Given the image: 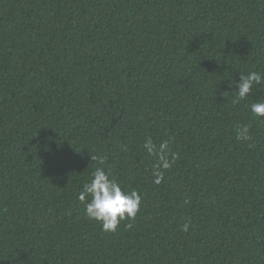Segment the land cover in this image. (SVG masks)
Masks as SVG:
<instances>
[{
    "label": "trees",
    "instance_id": "obj_1",
    "mask_svg": "<svg viewBox=\"0 0 264 264\" xmlns=\"http://www.w3.org/2000/svg\"><path fill=\"white\" fill-rule=\"evenodd\" d=\"M253 71L264 0H0V264H264ZM97 167L142 196L115 232L78 200Z\"/></svg>",
    "mask_w": 264,
    "mask_h": 264
},
{
    "label": "clouds",
    "instance_id": "obj_2",
    "mask_svg": "<svg viewBox=\"0 0 264 264\" xmlns=\"http://www.w3.org/2000/svg\"><path fill=\"white\" fill-rule=\"evenodd\" d=\"M264 85V73L250 72L240 76L236 83V96L232 100L233 104H238L244 100L250 92L257 86ZM250 111L261 119H264V102L253 103ZM238 140H249V127L243 126L236 130ZM143 148L156 160L152 175L154 183L160 184L164 179V173L172 167L179 159V154L169 150V143L164 141L158 146L152 138L146 139ZM103 156H92L100 165L105 162ZM78 200L85 205V214L89 220H95L102 225L105 232H115L123 220H135L141 208L142 196L136 191H126L121 184L111 176L110 171H105L104 167H97L92 173L89 182L83 185L78 193ZM189 203V201H185ZM191 220L186 221L181 230L188 232ZM131 228V224L128 225Z\"/></svg>",
    "mask_w": 264,
    "mask_h": 264
}]
</instances>
